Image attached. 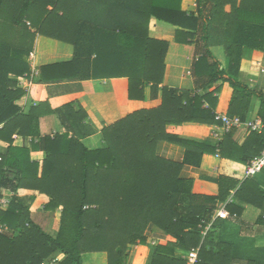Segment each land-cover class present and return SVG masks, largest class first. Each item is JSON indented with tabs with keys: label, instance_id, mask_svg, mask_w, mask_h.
Wrapping results in <instances>:
<instances>
[{
	"label": "trees",
	"instance_id": "obj_1",
	"mask_svg": "<svg viewBox=\"0 0 264 264\" xmlns=\"http://www.w3.org/2000/svg\"><path fill=\"white\" fill-rule=\"evenodd\" d=\"M181 4L0 0V141L7 144L0 151V199L9 193L7 206L0 204V228L6 226L0 230V264H83L82 254L90 252H104L106 264H187L192 251L196 264H217L215 258L227 254L206 251L212 232L203 237L202 229L218 205L232 198L225 204L230 216L248 205L264 206V169L242 180L221 175L217 194L207 195L193 192V179L179 177L180 164L155 155L160 140L184 146L190 163L216 152L213 143L183 138L177 130L185 122L216 123L220 86L207 90L217 82L232 89L229 116L245 122L256 101L253 120L263 124L241 144L232 139L235 130L225 134L218 146L222 157L248 164L264 150V93L242 79L249 53L264 51V0H196L195 12ZM152 18L175 27L176 42L195 45L194 90L162 85L169 43L148 36ZM37 35L71 44L74 57L37 68L33 82L46 68L70 67L69 74L81 79L106 69L127 77L130 100H145L147 86L156 91L162 85L160 104L106 126L103 148L88 149L68 134L40 137L46 103L28 109L17 104L26 92L17 77L31 70L28 56ZM215 46L224 49L225 66L213 55ZM15 135L39 138L34 147L44 151L41 164L31 160L29 148L14 145ZM38 193L48 197L42 212L56 219L53 233L32 219ZM150 226L169 238L150 244Z\"/></svg>",
	"mask_w": 264,
	"mask_h": 264
},
{
	"label": "crops",
	"instance_id": "obj_2",
	"mask_svg": "<svg viewBox=\"0 0 264 264\" xmlns=\"http://www.w3.org/2000/svg\"><path fill=\"white\" fill-rule=\"evenodd\" d=\"M181 8L187 12H195L196 0H182ZM148 36L169 43L162 85L194 90L191 66L197 58L195 45L176 42L175 27L153 18L149 21ZM33 51L35 53L34 65L40 70L42 66L68 62L74 57V49L71 44L41 35L36 36ZM211 51L221 66H225L227 59L224 49L221 46H215L211 48ZM93 57L94 55H92ZM242 70V79L248 81L252 88L260 87L264 93V51H251L248 62H244ZM69 73H72L70 67L46 68L40 72L41 81L31 82V84H28V78L25 81L22 77H17L19 81L20 79L23 81L19 84L26 91L17 101L18 105L28 109L32 105L46 103L42 108L44 113L39 117L40 137L68 134L69 137L79 138L88 149L103 148L107 144L102 135V130L106 126L114 124L134 110L152 108L160 104L162 85L156 91L147 86L145 100H130L128 98V79L127 77H117L116 72H107L105 69L97 77L90 79H81L78 76H71ZM80 73L83 72L80 71ZM217 86L220 88L219 93L214 95L216 97L215 113H227L232 89L227 82H217L207 91H211ZM257 108L258 103L255 101L248 119L253 120ZM232 130H235L232 139L237 144H241L250 132L247 128H233ZM214 131V123L185 122L178 128L177 132L183 138L198 142L207 141L216 147V152L203 153L196 163L185 161L187 149L180 144L165 140L157 141L154 144L156 156L180 164L179 177L193 179V192L195 193L217 194V180L221 175L239 180L244 178L246 164L222 157L218 146L225 134L220 141H217L213 135ZM38 140L39 138L15 135L14 145H24L29 148L31 160L41 164L44 151L42 148L34 147ZM6 145L5 142L0 141V151H4ZM257 175L256 180L261 181V175ZM261 183L264 186V182L261 181ZM3 195L8 196L9 193L3 191ZM47 201L48 197L45 194L35 195L30 209L34 221L37 222L39 214L43 220L41 212ZM228 202H232V198L229 197L226 202L220 203L213 214L223 207L229 213L225 206ZM42 213L46 217L44 225L48 227L50 218L45 212ZM35 216L36 218H34ZM209 220L202 229L203 237L212 232L210 237L208 236L210 244L206 246V251L227 254L225 257L215 258L218 261L217 264L264 263V206L257 208L248 205L239 216H230L229 214L227 218L211 217ZM37 223L42 226L39 221ZM56 225L51 222L50 230L44 228L53 233L56 230ZM146 235L150 244L153 241L156 243L161 239L169 238V235L151 226L147 228ZM236 236L239 237L234 242ZM152 239L153 241H151ZM85 259L90 264H106L104 252L84 253L82 254L83 264H86ZM203 262L209 264L207 260H203Z\"/></svg>",
	"mask_w": 264,
	"mask_h": 264
},
{
	"label": "built area",
	"instance_id": "obj_3",
	"mask_svg": "<svg viewBox=\"0 0 264 264\" xmlns=\"http://www.w3.org/2000/svg\"><path fill=\"white\" fill-rule=\"evenodd\" d=\"M34 59L35 53L34 51H32L28 56V61L31 66V70L29 73H25V75L22 76L25 81L27 78L29 79L28 84H31V82H33L34 77H36L38 74V69L34 65ZM215 121V131L213 132V135L217 139V141H220L224 134L230 132L233 128H247L248 130L255 132H261V130L263 129V124L260 121L248 119L245 122H242L238 116H229L227 113H216ZM262 169H264V150L260 153L259 156L253 158L248 164L244 166V177L253 176L256 173L260 172ZM7 203L8 199L3 196L0 199L1 207L5 208L7 206ZM228 215L229 213L223 207L217 210L212 217L227 218ZM0 230H6V226H1ZM154 243L155 242L153 241L152 244ZM196 259L197 252L192 251L189 254L187 264H194L196 262Z\"/></svg>",
	"mask_w": 264,
	"mask_h": 264
},
{
	"label": "rangeland",
	"instance_id": "obj_4",
	"mask_svg": "<svg viewBox=\"0 0 264 264\" xmlns=\"http://www.w3.org/2000/svg\"><path fill=\"white\" fill-rule=\"evenodd\" d=\"M248 57H249V55H248ZM255 61V60H254ZM20 83H23V81L22 80H20ZM260 88V87H259ZM25 90V89H24ZM261 180L264 182V178L263 177H261ZM41 215L43 216V220H42V217L40 216V214L37 216V222L39 221L41 224H42V226L43 227H45V225H44V223H46V217L44 216V214L41 212ZM51 216V220L48 222L49 223V225H48V227H45V228H49V230H50V223L53 221V223H55L56 224V219L54 218V216L51 214L50 215ZM34 218H36V216L34 217ZM56 227H57V225H56ZM51 231H52V229H51ZM53 232V231H52ZM239 237V236H238ZM238 237L236 236V238L234 239V242L238 239ZM227 239V238H226ZM227 240H229V239H227ZM151 241H153V239L151 240ZM152 244V243H151Z\"/></svg>",
	"mask_w": 264,
	"mask_h": 264
}]
</instances>
